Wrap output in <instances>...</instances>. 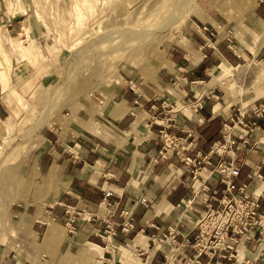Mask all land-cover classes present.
<instances>
[{
    "label": "crops",
    "instance_id": "1",
    "mask_svg": "<svg viewBox=\"0 0 264 264\" xmlns=\"http://www.w3.org/2000/svg\"><path fill=\"white\" fill-rule=\"evenodd\" d=\"M255 17L258 23L264 21V0L257 1ZM207 18L200 23L192 20L186 44L172 51L171 59L162 63L163 70L145 77L139 70L122 69L88 105L74 106L40 127L35 145L25 151L16 168L9 167L19 178L9 203L8 239L0 248L4 256L0 264H198L191 246L173 251L159 237L171 226L179 241L194 238L193 218L182 220V201L192 199L190 204L196 207H203V202L193 197L191 172L182 167V157L205 153L221 139L222 122L238 107L223 80L243 55L253 57V38H236L240 53L234 52L223 36L214 34L220 17ZM17 20H11L10 26L18 27ZM252 48L256 50L255 43ZM258 56L264 58V42L254 57ZM225 61L223 73L219 66ZM214 67L218 69L212 76ZM3 93L0 81V122L9 114ZM262 95L264 90L260 97L239 106L246 110L245 119L256 118V127L247 133L245 146L236 150L241 163L237 183H248V191L261 195L260 210L264 209ZM196 98L202 103L198 109L191 106ZM259 105L263 111L256 116ZM186 129H192V135L161 157V130L184 136ZM234 138L238 139L237 131ZM221 155L228 158L226 153H215L213 161ZM209 183L221 188L217 173ZM104 189L113 190L110 199L119 200L118 210L132 213L134 230L106 240L98 234L103 227L99 219L78 217L73 221L75 230L69 232L66 205L95 211ZM255 234L240 238L233 258L202 254L197 259L204 264H216V260L264 264V248L255 243ZM188 257L192 261L186 262Z\"/></svg>",
    "mask_w": 264,
    "mask_h": 264
},
{
    "label": "rangeland",
    "instance_id": "2",
    "mask_svg": "<svg viewBox=\"0 0 264 264\" xmlns=\"http://www.w3.org/2000/svg\"><path fill=\"white\" fill-rule=\"evenodd\" d=\"M254 1L0 0V81L9 107L0 122V248L7 243L9 203L19 178L9 167L16 168L35 145L42 125L88 105L122 69L145 77L163 70L172 51L186 44L192 20L200 23L216 14L221 20L215 36H223L238 53L236 38H253L254 57L264 42L259 30L264 21L252 19ZM15 18L19 26L11 27ZM252 58L243 55L223 80L234 106L252 102L264 90V58ZM225 63L219 66L223 73Z\"/></svg>",
    "mask_w": 264,
    "mask_h": 264
},
{
    "label": "built area",
    "instance_id": "3",
    "mask_svg": "<svg viewBox=\"0 0 264 264\" xmlns=\"http://www.w3.org/2000/svg\"><path fill=\"white\" fill-rule=\"evenodd\" d=\"M191 106L194 109L202 107L201 99L196 98ZM254 111L256 116L260 115L263 106L259 105ZM245 115L246 110L237 107L236 111L230 113L222 122L221 139L212 142L207 152L182 157V167L191 172L190 186L193 197L203 202V207H196L190 204L192 199L182 201V220L193 218L196 233L192 240L179 241L175 236V228L169 226L167 233L159 237V240L169 244L170 250L173 251H182L184 246H191L194 249L193 258L198 264H204L197 259L202 254L228 259L235 257L240 238H252L253 231H256L255 243L264 248V209L260 210L261 195L255 191H248V183H237L241 163L236 159V150L245 146L248 142L247 133L256 127V118L245 119ZM236 131L238 139L234 138ZM161 132L164 144L160 156L163 157L172 145L182 146L188 136L192 135L193 130L186 129L184 136L169 134L164 130ZM215 153H226L228 158L221 155L213 161ZM213 173L218 174L220 189L212 188L209 183ZM112 194L113 190L104 189L99 207L95 211L74 210L70 205H66L68 231L75 230L73 221L80 217L88 220L99 219L103 227L98 234L106 240L112 239L119 232L124 235L130 234L134 230L132 213L127 209L118 210L119 200L110 199ZM213 201L217 203L214 204ZM189 260L192 261L189 257L186 258V262ZM216 264L221 262L216 260Z\"/></svg>",
    "mask_w": 264,
    "mask_h": 264
},
{
    "label": "bare ground",
    "instance_id": "4",
    "mask_svg": "<svg viewBox=\"0 0 264 264\" xmlns=\"http://www.w3.org/2000/svg\"><path fill=\"white\" fill-rule=\"evenodd\" d=\"M252 4H253V5H252V8H253V7H256L257 2L254 1ZM259 30H260V32H261L262 34H264V28H263V29H259Z\"/></svg>",
    "mask_w": 264,
    "mask_h": 264
}]
</instances>
